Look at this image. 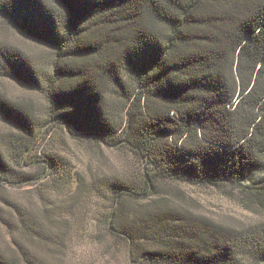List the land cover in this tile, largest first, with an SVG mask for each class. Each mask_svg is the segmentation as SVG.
I'll return each instance as SVG.
<instances>
[{"label":"trees","instance_id":"16d2710c","mask_svg":"<svg viewBox=\"0 0 264 264\" xmlns=\"http://www.w3.org/2000/svg\"><path fill=\"white\" fill-rule=\"evenodd\" d=\"M10 27L50 57L0 39V79L46 107L0 93V264H61L71 210L96 195L109 204L98 237L135 264H264V0H0ZM49 124L133 168L87 190L61 153L38 156ZM170 184L214 189L259 221L194 214ZM25 186L41 191L33 210L12 196Z\"/></svg>","mask_w":264,"mask_h":264},{"label":"rangeland","instance_id":"374dc122","mask_svg":"<svg viewBox=\"0 0 264 264\" xmlns=\"http://www.w3.org/2000/svg\"><path fill=\"white\" fill-rule=\"evenodd\" d=\"M0 39L14 44L26 52L35 61L44 64L49 61L50 52L35 42L22 37L15 29H0ZM0 93L9 99L20 102L34 103V111L38 117H43L46 109L40 97L30 93L10 79H0ZM49 124L41 129V138L37 143L38 156L61 153L64 161L68 162L86 182L87 190L94 186L97 175L109 177L114 175L124 179L126 171L133 168V159L120 155L118 152L96 149L74 139L65 127ZM2 130V127H0ZM48 130L46 134L45 131ZM32 173L36 171L31 168ZM35 173V172H34ZM95 177V178H94ZM25 186L12 190L13 198L20 200L27 208L37 205L36 194L40 190L31 191L27 195L23 191L30 190ZM168 190L173 194L174 205L184 207L186 210L203 217L214 219L224 225H251L259 221V217L241 209L236 201L228 200L214 189L201 188L187 184H170ZM102 191V190H101ZM95 196V195H94ZM71 210L69 215L72 229L64 241L61 264H135L126 244L111 239L108 235L98 237L96 223H101L106 208L109 207L107 198L96 195L95 198ZM5 237L0 229V243Z\"/></svg>","mask_w":264,"mask_h":264}]
</instances>
